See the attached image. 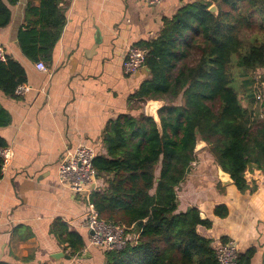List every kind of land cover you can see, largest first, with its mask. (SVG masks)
I'll use <instances>...</instances> for the list:
<instances>
[{"label": "crops", "instance_id": "crops-1", "mask_svg": "<svg viewBox=\"0 0 264 264\" xmlns=\"http://www.w3.org/2000/svg\"><path fill=\"white\" fill-rule=\"evenodd\" d=\"M192 1L163 0L150 6L144 0H60L65 15L60 37L47 59L36 60L23 53L18 33L27 3L36 6L39 0L8 4L11 18L0 28V47L5 59L23 66L30 87L20 97L0 91V106L10 115L0 137L13 150L0 177V264H105V248L89 243L85 202L60 183L58 163L79 144L105 154L102 138L112 119L145 115L140 105L149 100L131 96L150 75L146 67L124 74L126 51L155 39L164 18ZM38 61L46 71L36 68ZM238 82L241 104L253 109L257 124L264 119V66L244 73ZM164 103L160 100L159 108ZM244 177L242 191L231 180L223 182L204 142L175 187L176 211L197 208L201 219L211 221L210 227L199 225L197 230L211 240L212 248L233 241L238 254L251 251V264H264V170L249 164ZM106 179L98 177V189L106 186ZM218 205L227 207L226 216L214 214ZM56 222L81 236L80 255H72L59 238ZM127 234L135 242L137 231L130 227Z\"/></svg>", "mask_w": 264, "mask_h": 264}, {"label": "trees", "instance_id": "trees-1", "mask_svg": "<svg viewBox=\"0 0 264 264\" xmlns=\"http://www.w3.org/2000/svg\"><path fill=\"white\" fill-rule=\"evenodd\" d=\"M16 2L0 0V28L10 21L8 4ZM59 2L27 3L18 33L27 57H49L65 23ZM136 45L147 50L150 76L131 97L166 104L157 110L158 124L143 114L112 119L102 138L106 153L93 159L98 175L107 176L106 186L90 195L99 217L138 233L122 249L106 250L105 264H218L211 240L197 230L211 221L201 219L195 207L177 212L175 187L186 176L198 138L241 191L249 164L264 170V119L254 123L253 109L242 106L238 82L264 66V0H193L164 18L155 39ZM191 54L195 58L186 63ZM25 81L18 61L0 60L2 93L15 96L14 88ZM9 122L0 106V127ZM6 145L0 137V148ZM227 212L225 205L214 208L219 217ZM58 226L54 231L70 253L80 255L81 236ZM250 258L251 251L238 254L235 264H251Z\"/></svg>", "mask_w": 264, "mask_h": 264}, {"label": "built area", "instance_id": "built-area-1", "mask_svg": "<svg viewBox=\"0 0 264 264\" xmlns=\"http://www.w3.org/2000/svg\"><path fill=\"white\" fill-rule=\"evenodd\" d=\"M148 5H157L163 0H144ZM147 50L138 45L128 47L123 63V73L130 75L140 68L145 67ZM0 60H5L4 53L0 47ZM36 68L46 71L47 68L42 61L36 63ZM25 82L19 83L14 88V95L23 96L29 89ZM260 96H257L259 99ZM96 153L94 149L86 144H79L72 150L66 151L58 163L57 177L60 183L72 193L80 195L85 202L87 213L85 224L89 234V243L93 246L103 247L105 250H120L129 241L127 228L119 222L105 220L99 217L90 195L93 190L98 189V172L93 165ZM13 156V150L9 145L0 148L1 174ZM136 240V238L134 239ZM215 255L218 264H235L238 251L233 241H226L215 247Z\"/></svg>", "mask_w": 264, "mask_h": 264}, {"label": "water", "instance_id": "water-1", "mask_svg": "<svg viewBox=\"0 0 264 264\" xmlns=\"http://www.w3.org/2000/svg\"><path fill=\"white\" fill-rule=\"evenodd\" d=\"M209 11L212 12V13H216L217 12V9H216V6L215 5H211L209 8ZM159 101L160 100H149L147 101V104H146V108H148V110H146L145 112V115L148 116V117H151L153 118V120L158 124L159 123V117H158V113H157V110L159 109ZM205 141L201 140V139H197L196 140V144H195V147H194V151L197 150L198 146L200 144H204ZM219 172H220V175H221V179L223 182L225 181H232L230 175L223 171L220 166H219ZM91 233V232H90ZM60 256H64L63 253H58ZM57 254H54L53 256L55 257ZM66 258H69L68 255L65 256Z\"/></svg>", "mask_w": 264, "mask_h": 264}, {"label": "rangeland", "instance_id": "rangeland-1", "mask_svg": "<svg viewBox=\"0 0 264 264\" xmlns=\"http://www.w3.org/2000/svg\"><path fill=\"white\" fill-rule=\"evenodd\" d=\"M192 52H193V51H192ZM192 52H191V53H192ZM193 58H195V54H191L190 56H188V57L185 59V62H186V63H191V61H192ZM232 84L236 85V84H237L236 80H235ZM176 101H177V103H180V102H181L179 98H178ZM160 103H161V102H160ZM146 104H147V102H145V104L140 105V106H143V110H144V112H146V110H148V108H146ZM164 104H166V103H164Z\"/></svg>", "mask_w": 264, "mask_h": 264}]
</instances>
